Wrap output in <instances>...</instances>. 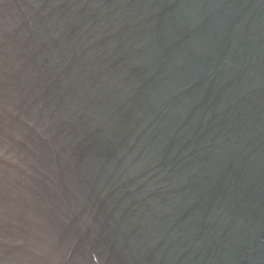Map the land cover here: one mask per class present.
Listing matches in <instances>:
<instances>
[{
	"label": "water",
	"instance_id": "obj_1",
	"mask_svg": "<svg viewBox=\"0 0 264 264\" xmlns=\"http://www.w3.org/2000/svg\"><path fill=\"white\" fill-rule=\"evenodd\" d=\"M0 264H264V0H0Z\"/></svg>",
	"mask_w": 264,
	"mask_h": 264
}]
</instances>
